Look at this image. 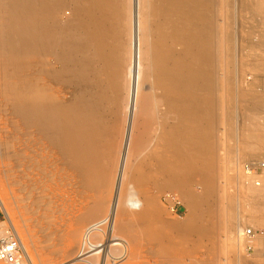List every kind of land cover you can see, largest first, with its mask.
I'll use <instances>...</instances> for the list:
<instances>
[{
    "label": "rangeland",
    "instance_id": "1",
    "mask_svg": "<svg viewBox=\"0 0 264 264\" xmlns=\"http://www.w3.org/2000/svg\"><path fill=\"white\" fill-rule=\"evenodd\" d=\"M66 1L60 12L49 0L42 8L84 26V17L74 18V1ZM228 1L217 8L215 90L204 93L218 103L220 121L198 133L184 127L182 136L167 140L156 114L149 127L155 147L144 151L146 176L137 180L134 147L122 158L131 167L118 157L95 167L82 158L75 121L60 119L45 103L80 108L78 95L95 89L90 70L65 62L68 51L29 34L16 37L13 51L7 40L21 33L12 1L0 0V197L34 264H264V177L263 186H254L237 168V162L264 160V125L259 140L251 138L264 119V0ZM121 24L132 39L145 32L134 22ZM103 35L114 42L117 30ZM124 109V136L144 146V119L132 114L130 103ZM166 126L173 132L182 125L169 119ZM113 166L123 169L121 178L104 180L101 172ZM4 212L0 204V229L8 226ZM249 228L252 239L242 235Z\"/></svg>",
    "mask_w": 264,
    "mask_h": 264
},
{
    "label": "bare ground",
    "instance_id": "2",
    "mask_svg": "<svg viewBox=\"0 0 264 264\" xmlns=\"http://www.w3.org/2000/svg\"><path fill=\"white\" fill-rule=\"evenodd\" d=\"M11 1L17 30L21 33L11 35V39L7 40L13 51L16 49L13 43L16 37L29 34L48 48L65 49L68 51L65 62L70 61L91 72L95 89L90 91V95H78L82 101L80 108L68 110L62 105L57 107L50 102L45 103L60 119L75 121L73 125L77 132L73 141L79 143L82 158L89 165L95 167L100 161L113 157L121 159L120 165L125 164L127 161L122 160L123 155L128 150L132 153L130 148L134 147L136 149L132 155L137 156V180H141L146 175L141 171L144 167H141L140 160L144 151L155 147L149 127L154 123L156 114L161 115L162 134L167 140L172 134L182 136L184 127L198 133L204 126L214 128L220 121L215 98L204 95L215 90L212 73L220 53V45L214 42L220 33L217 17L219 0H83V3L71 0L77 6L74 18L78 15L84 17L85 24L79 28L73 24V19L66 22L62 21L63 15L60 16L59 13H45L42 6L47 0ZM49 1L60 12L66 0ZM73 11L75 12L74 8ZM130 22L136 23L138 30H145L139 39L125 35V25L121 23ZM82 27H89V30L85 33ZM111 27L117 30V35H112L114 42L109 39V35H103ZM66 33L68 37L65 36ZM9 43L5 47H10ZM119 71L123 76L120 80H115L113 76ZM115 96L120 99L117 103H112ZM42 99L41 95L37 97L39 102ZM126 103L132 106V114L136 113L144 119V146L135 147L127 139V135L124 136L126 115L129 117L124 109ZM162 111L166 113L161 114ZM112 114L116 117L111 118ZM169 119L182 126L171 132L166 126ZM260 123L253 126V141L259 140L258 132L264 125V119ZM183 149L186 148L176 147V151L181 153L185 151ZM131 166L132 164H128L126 167ZM116 168L118 167H106L100 176L104 180L117 182L123 169ZM123 190L119 185L117 192L120 194ZM0 204L6 211V220L13 224L1 197ZM239 228L238 231H241L240 226Z\"/></svg>",
    "mask_w": 264,
    "mask_h": 264
},
{
    "label": "built area",
    "instance_id": "3",
    "mask_svg": "<svg viewBox=\"0 0 264 264\" xmlns=\"http://www.w3.org/2000/svg\"><path fill=\"white\" fill-rule=\"evenodd\" d=\"M237 168L238 171H242L247 177H250L256 186H263L264 160L238 162ZM6 222L8 223L7 220ZM243 235L251 239L256 236L255 231L251 228L244 230ZM251 249H253L252 245H249V250ZM0 261L4 264H34L12 223H8V226L0 229Z\"/></svg>",
    "mask_w": 264,
    "mask_h": 264
}]
</instances>
